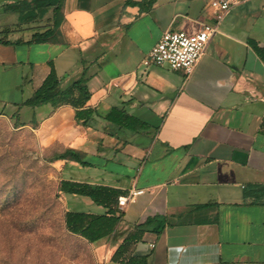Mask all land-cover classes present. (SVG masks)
Segmentation results:
<instances>
[{"label":"crops","instance_id":"crops-1","mask_svg":"<svg viewBox=\"0 0 264 264\" xmlns=\"http://www.w3.org/2000/svg\"><path fill=\"white\" fill-rule=\"evenodd\" d=\"M13 1L0 0V39L9 42L0 44V116L36 121L41 107L30 121L17 106L50 62L60 86L85 69L93 125L75 124L69 105L50 107L38 135L78 151L86 163L58 160L61 180L119 196L143 190L116 205L121 218L110 235L93 243L73 235L89 249L87 264H127L111 258L140 224L126 254L145 264H264V0L229 9L189 74L142 61L164 31L212 23L209 0H62V39L45 43L29 41L51 27V10L18 24L15 13L3 11ZM112 108L144 128L113 130L104 119ZM79 197L72 206L95 211L66 202L65 211H106Z\"/></svg>","mask_w":264,"mask_h":264},{"label":"rangeland","instance_id":"rangeland-1","mask_svg":"<svg viewBox=\"0 0 264 264\" xmlns=\"http://www.w3.org/2000/svg\"><path fill=\"white\" fill-rule=\"evenodd\" d=\"M23 107L21 118L31 121L32 109ZM40 107L34 128L0 116V264H87L88 247L64 227L65 202L71 210L96 208L72 206L79 196L58 192L62 164L52 158L63 147L42 143L38 128L50 106Z\"/></svg>","mask_w":264,"mask_h":264},{"label":"trees","instance_id":"trees-1","mask_svg":"<svg viewBox=\"0 0 264 264\" xmlns=\"http://www.w3.org/2000/svg\"><path fill=\"white\" fill-rule=\"evenodd\" d=\"M128 3H132L126 0ZM62 0H14L12 3L3 6L4 12L16 14L18 24L32 22L43 17L49 10L52 12V25L43 32H36L29 42L45 43L61 41L62 36L59 30L63 22L61 11ZM0 44H9L8 41L0 39ZM90 76L86 70L78 78L65 86H60L53 64L49 63V72L42 80L41 84L33 91L31 96L25 99L17 108L22 106L34 109L42 105H49L55 109L62 105H69L73 109V120L75 124L83 127H90L95 122L94 111L86 106L90 97L87 83ZM13 119L14 115H8ZM108 126L113 130L128 129L136 132L137 128H144L140 121L127 115L123 110L112 108L104 117ZM32 127L36 121L32 118ZM14 120V127L22 126ZM53 161L69 160L81 165H86L82 161L81 154L73 149H63L52 158ZM58 192L70 195H79L89 198L94 204L106 208L102 214H90L78 211H65L63 224L68 233L84 238L89 243H93L101 238L110 235L121 218V212L116 209L117 197L120 191L107 187H93L85 183H78L67 180H60ZM141 225H136L127 235L123 243L117 248L112 256L113 261L125 262L127 264H145V257L136 261V257L128 256L129 248L137 242L142 234Z\"/></svg>","mask_w":264,"mask_h":264},{"label":"built area","instance_id":"built-area-1","mask_svg":"<svg viewBox=\"0 0 264 264\" xmlns=\"http://www.w3.org/2000/svg\"><path fill=\"white\" fill-rule=\"evenodd\" d=\"M247 0H209L213 22L202 24L196 31H164L153 44L146 57L144 66L166 65L170 69L189 74L200 59L208 40L217 31V25L233 6ZM143 193L142 189H131L126 195L117 197L118 208Z\"/></svg>","mask_w":264,"mask_h":264}]
</instances>
